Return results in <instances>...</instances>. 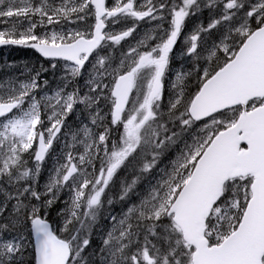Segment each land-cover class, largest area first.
<instances>
[{
	"label": "snow or ice",
	"instance_id": "6c2138e0",
	"mask_svg": "<svg viewBox=\"0 0 264 264\" xmlns=\"http://www.w3.org/2000/svg\"><path fill=\"white\" fill-rule=\"evenodd\" d=\"M0 25L48 62L0 79V264H264V0H0Z\"/></svg>",
	"mask_w": 264,
	"mask_h": 264
},
{
	"label": "rangeland",
	"instance_id": "374dc122",
	"mask_svg": "<svg viewBox=\"0 0 264 264\" xmlns=\"http://www.w3.org/2000/svg\"><path fill=\"white\" fill-rule=\"evenodd\" d=\"M204 20L205 23H207V12L204 13ZM195 20H189L188 21V27L186 28L185 32L182 34L181 39L178 42V45L176 49L174 50L173 54V59H172V64H171V71L170 73L166 76L165 79V91H164V102L167 103L168 98L171 96L172 89H171V84L175 80V74L177 71L181 70V66H183V70L188 71L191 68L192 62L186 57L181 56V52L186 50V46L184 44V35H187L190 31L191 28L194 24ZM131 25H121L117 28L119 30L120 27H130ZM0 27H3L0 25ZM150 25L141 23L140 27L137 29V32L134 34L133 37L128 38L126 41L121 42V46H118V52L117 55H119L120 51H126L130 45H134L137 40L140 39L141 35L148 29ZM5 64H12L14 67L12 68L11 72L8 71H2L0 72V79H2L4 76L9 75L11 73H18L23 69L25 65L28 67H39L40 64H43L44 67H48V62L47 60L41 58L38 54H36L32 50H19L14 47H9L4 50H0V66H4ZM51 73H46L44 74L41 79L45 78H50ZM191 85V82H190ZM52 87H55V84H52ZM67 123L72 127L73 130L78 128L79 121L77 119V116L73 115L69 117ZM67 131V130H65ZM64 142V138L61 137V140L59 142H54L53 148L51 150L50 155L46 158V161L43 165L42 173H41V183H43L48 176L49 170L53 167V164L55 162V159L57 155L60 153L62 144ZM82 151V149H80ZM62 162V161H61ZM162 166V165H161ZM127 174L125 172L120 173V177L124 178ZM127 178L130 180L131 176L127 175ZM119 196V183L108 193V197H118ZM59 207H63V204H59L56 210H59ZM123 206L117 201L115 202L111 208L108 207L107 204H105V209L104 212L106 213L107 211H112L113 213H118L121 211V208ZM52 217L55 219V211L52 212ZM103 226V227H108L107 221L103 220V213L101 216L100 223L98 225ZM94 231V237H93V246L98 245V240L95 237V229Z\"/></svg>",
	"mask_w": 264,
	"mask_h": 264
},
{
	"label": "water",
	"instance_id": "95a60500",
	"mask_svg": "<svg viewBox=\"0 0 264 264\" xmlns=\"http://www.w3.org/2000/svg\"><path fill=\"white\" fill-rule=\"evenodd\" d=\"M0 47H3V46H0Z\"/></svg>",
	"mask_w": 264,
	"mask_h": 264
}]
</instances>
